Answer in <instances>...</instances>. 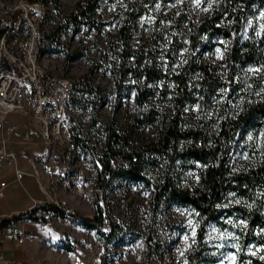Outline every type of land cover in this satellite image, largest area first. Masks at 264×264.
I'll return each instance as SVG.
<instances>
[{
	"label": "trees",
	"instance_id": "trees-1",
	"mask_svg": "<svg viewBox=\"0 0 264 264\" xmlns=\"http://www.w3.org/2000/svg\"><path fill=\"white\" fill-rule=\"evenodd\" d=\"M30 1L52 5L61 14L58 0ZM99 1L86 0L78 4L73 12L57 21L53 37L69 26L75 31L81 25L100 31L103 23L97 20ZM257 10H264V0H214L197 23H188L187 34L181 35L183 40L174 38L170 52L186 48L184 42H188L187 62L176 71L160 68L155 56L144 48L131 51L129 41L136 10L116 15L115 21L120 25L119 41H109V50L103 57L118 58L122 75L143 81L142 86L135 85L139 107H144L147 101L153 103L158 90V100L167 110L159 114L152 104L148 113L135 118V128L156 121L162 124L156 138L142 147H134L131 132L121 131L112 120L101 126L104 149L97 154L90 138L71 126L70 143L79 152L91 154L96 168L93 216L78 215L77 224L111 241L117 224L110 223L109 233L103 232L105 198L115 181H123L151 190L150 210L155 214L166 205L192 211L197 234L187 264L209 261L206 232L210 225L232 228L243 245H264V40L253 29L246 34L247 21ZM53 37L50 38L55 44ZM218 45L225 51L222 64L200 62L197 55L201 51ZM56 48L47 52H56ZM67 58L78 56L72 54ZM95 71L92 69L91 75ZM76 92L82 97L74 101L81 108H90L92 127H97V109L103 100L101 91L83 78L76 84ZM219 99L221 103H217ZM192 104H198L202 112L215 104L216 117L207 119L204 115L192 123L185 117V109ZM238 145L247 150V161L235 171L228 152ZM187 171L195 172L197 180L193 186L182 185V176ZM41 208L65 217L55 205ZM35 212L37 209L29 214ZM227 219H232L231 223ZM238 221L240 225H235ZM7 223L8 220L3 224ZM150 239L145 241L147 256L151 255ZM64 247L74 251L69 243Z\"/></svg>",
	"mask_w": 264,
	"mask_h": 264
},
{
	"label": "rangeland",
	"instance_id": "rangeland-1",
	"mask_svg": "<svg viewBox=\"0 0 264 264\" xmlns=\"http://www.w3.org/2000/svg\"><path fill=\"white\" fill-rule=\"evenodd\" d=\"M5 1L14 3L20 0ZM58 1L61 14L49 5L50 19L44 26L41 62L49 73L71 78L76 84L85 78L103 96L97 109V127H92L90 108H81L75 101L71 109L72 126L90 138L97 154L104 149L105 137L101 126L112 120L117 122L121 131L131 132V143L134 147L145 146L156 138L162 124L156 121L135 128V118L142 113H148L152 104L159 114L167 110V107L158 100V90L153 103L147 101L144 107H139L135 85L138 83L142 86L143 81H136L130 75H122L118 58L103 57L109 50L108 42L119 41L120 25L115 17L118 13L124 15L127 11L136 10L129 41L131 51L144 48L155 56L160 68L176 71L187 62L188 42H184L186 48L170 52L174 38L183 40L181 35L187 34L188 23H197L209 11L214 0H100L97 9V20L103 23L100 31L86 25H81L75 31L69 26L53 37L58 27L57 21L68 16L78 4L86 0ZM182 21L184 22L181 23ZM249 29H253L264 40V10L254 11L247 21L246 34ZM50 37L54 38L55 44H52ZM55 47L58 51L47 52ZM72 54H77L78 58H67ZM197 56L202 63L220 65L225 60V51L218 45L201 51ZM131 62L132 60L129 63ZM92 69L96 71L91 75ZM78 97H82L80 92H76L75 98ZM217 103H221V100H217ZM215 107V104H211L209 110L202 112L198 104H192L185 109V117L192 123H196L204 115L207 119L216 117ZM9 123L20 125L16 132L17 141L25 132V126L29 127L33 136V146H20L22 153L19 156L23 159V166L28 169V156L35 159L41 151L34 124L31 118L19 113L9 114L6 124ZM48 156L53 160V164H48L47 167L51 178L60 181L59 189L52 190L51 184L46 186L53 199L66 201L69 208L82 218L91 215L94 211L93 192L96 180V168L91 154L81 153L75 146H68L53 147ZM228 156L231 168L237 171L247 161V150L238 145L229 150ZM6 170L3 167L1 176ZM79 173L82 175L79 176ZM196 180L195 172L187 171L181 181L182 185L193 186ZM151 199V190L143 185L115 181L105 198L106 225L103 232L108 234L109 224L116 223V235L111 241H107L95 230L77 229L71 233L77 239L67 238L68 241H62V252L58 250L50 254L47 264H187V257L197 234L192 211L166 205L155 214L150 210ZM47 203L51 202L47 200ZM227 221L231 223L232 219ZM240 223L238 221L235 225ZM149 237L151 255L147 256L145 241ZM206 242L210 256L206 264H264V245H243L232 228L210 225L206 232ZM67 243L74 247L73 252L64 247ZM5 248L9 252L11 249L21 250L24 247L4 243L3 249Z\"/></svg>",
	"mask_w": 264,
	"mask_h": 264
},
{
	"label": "built area",
	"instance_id": "built-area-1",
	"mask_svg": "<svg viewBox=\"0 0 264 264\" xmlns=\"http://www.w3.org/2000/svg\"><path fill=\"white\" fill-rule=\"evenodd\" d=\"M49 17L50 7L41 1L10 3L0 0V121L13 113L32 117L46 150L73 148L70 143L71 109L76 83L71 78L49 73L41 62L44 26ZM19 128L20 125L7 127L0 140V171L5 162L14 165L16 180L20 182L26 173L18 168L19 154L8 150L11 137ZM25 128L18 144L32 143L29 128ZM28 162L37 171L36 160L30 157ZM6 187V182H0V199L6 198ZM42 191L50 204L63 211L66 226L79 222L77 213L66 201L53 199L46 187L42 186ZM7 220L9 218L0 216V227ZM4 231L0 228L1 236ZM24 233V229L12 230L14 238L22 237ZM2 243L0 240V264H12L3 253Z\"/></svg>",
	"mask_w": 264,
	"mask_h": 264
},
{
	"label": "crops",
	"instance_id": "crops-1",
	"mask_svg": "<svg viewBox=\"0 0 264 264\" xmlns=\"http://www.w3.org/2000/svg\"><path fill=\"white\" fill-rule=\"evenodd\" d=\"M8 116L3 121H0V140L5 134L7 127L17 125L14 123L6 124ZM31 121L34 124L32 117ZM35 130L38 134L36 127ZM37 136L39 138L37 144L41 147L40 154L35 158L37 171L28 162V158L32 156H28L26 159L30 166V168L27 166L28 169L23 166V159L19 156L18 168L26 173V176L20 182L16 180L15 166L8 162L4 163V167L7 168L4 172L5 174L3 176L0 174V182L7 183L6 200L0 199V216L9 218V223L2 224L0 227L5 230L4 236L0 235V240L3 241L2 249L4 248V243L24 247L21 250L10 248L9 252L6 248L5 250L3 249L4 255L12 264H47L50 254L58 250L62 252L61 244L64 243L62 241H68L67 238L77 239L71 233L77 229H87L81 224H73L70 227H66L63 217L56 216L52 212L41 208L43 205H48L47 196L43 193L42 186L46 187L53 182L51 188L56 190L60 187V181L51 178V173L47 168L48 164H53L52 158L48 156L50 150H46L41 143L39 134ZM31 137L32 143L25 145H34L33 136L31 135ZM15 138H17L16 133L11 137L8 150L20 155L22 153L20 146L23 145L18 144L19 140L17 141ZM34 209H37V212L29 214ZM92 216L93 213L83 218H92ZM13 229H24L25 233L22 237L14 238L12 236Z\"/></svg>",
	"mask_w": 264,
	"mask_h": 264
}]
</instances>
